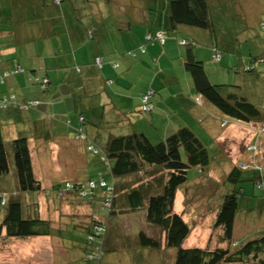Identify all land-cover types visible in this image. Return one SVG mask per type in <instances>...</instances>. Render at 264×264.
I'll list each match as a JSON object with an SVG mask.
<instances>
[{
    "label": "trees",
    "instance_id": "trees-1",
    "mask_svg": "<svg viewBox=\"0 0 264 264\" xmlns=\"http://www.w3.org/2000/svg\"><path fill=\"white\" fill-rule=\"evenodd\" d=\"M104 2L108 5L115 4V0H102V3ZM211 2L212 0H169L168 24L163 26L164 28L156 27V19L152 18L153 20H151L150 16H148L149 18L145 16L143 22L132 16L133 19H127L124 28L119 27L116 22L114 25H109L107 22L99 25L93 19H89L87 23L83 22L87 28L86 39L78 42L76 48L68 39L57 32H53L50 38L56 50H63L61 55H65L66 60L68 58L69 67H76L78 72L81 69L79 64L75 63L76 57L83 58L85 56L78 52V49L84 44L86 46L90 43L93 45L92 47L95 48L93 52L94 62L99 65L101 74L100 91L102 94L111 91L110 86H114L115 89L113 90L119 94L122 86L120 81L115 78V71H119L123 67L120 59L113 58L110 60L107 56L109 53L106 52L107 54L103 55L101 51V55L96 49V45L103 43V39L112 40L114 38L110 35L111 30H118L116 39H120L122 42L129 40L130 43L132 41L136 45L128 53L133 57L146 53L149 47L156 45V43L160 47L166 48L169 39L177 40V47L180 52L176 55L168 54L165 57V64L162 63L164 66L155 68L156 71H163L162 79L164 80H160L161 77L158 79L163 87H166L165 95H162V98L165 102L168 100L171 102L172 99L177 100V104L181 106L187 101H196L199 104L196 113L199 115L203 113V117L192 119L190 116L188 118L186 113L182 114L185 111L180 109L176 118L181 114L182 119L175 126L172 122H167L168 119L169 122L171 119L168 115H172L174 110L169 103L162 108L165 114H169L166 119H162L161 123L158 124L159 121L157 120L156 124L146 125L144 129L134 128L129 124V132L110 133L105 146L101 145L103 149L101 161L106 170L109 171L110 178H105L100 172L98 181L96 179L90 180L92 182L97 181L95 184L100 189V201L111 200L110 213L118 212L117 207L120 204L132 212H137V215L141 214L138 212L146 214L147 221L151 225L149 232H153L148 233L144 229L140 231L139 250L141 252L139 251V255L141 254V257L143 250L147 249L151 252L156 251L163 257L171 251L168 256L173 261L172 264H264V234L249 239L235 235V224L241 205L240 198L244 195V187L240 183L253 180L254 184L263 186L264 175L262 173L264 174V169L255 164H251L248 168L244 163H231L224 148L220 152L217 146L211 144L207 146L195 130L198 125L205 129L208 127L203 119L206 121V115L210 113L211 107L218 111L217 117L220 119L221 128L228 129L232 125L239 127L245 125L247 128H255L252 122L264 121V83H262L261 78H256V76H262L264 71V17L261 20L255 19L261 33L249 31L250 26H252L251 20L248 21L249 19L242 7L236 12L235 19H228L229 15L225 10H220V8L219 11L216 10L217 7L222 6L214 5ZM223 2L226 4L223 6L231 3L230 0H223ZM258 10L261 11L254 8L249 18L264 16V12L262 11V15ZM85 16L83 17L86 19L89 13H86ZM102 26L105 28L103 29ZM222 31H225V35L235 34L236 42H233L232 46H229L228 43L223 46L219 42ZM243 34L249 35V40H247L249 42L248 54L242 53V51L245 52V42L241 41L239 37ZM255 43L260 49L253 48V46L256 47ZM227 48L231 50L233 57H235L233 60L236 63L229 64L230 59L226 61L224 67L226 69L228 67L229 72L231 70L236 71V76H239V72H243L246 75L243 81L237 80L236 83L229 82L226 84L214 82L208 73L210 63L224 65L223 59L229 57L227 54L225 56L224 53V49L227 50ZM209 59L210 61L207 63ZM0 63L5 64L7 62L0 61ZM8 68L0 70V85L5 84L7 78L25 71H27L30 81L40 86L44 91H48L52 83L57 84L64 78L63 76L58 80L57 74H55L53 82V78L51 79L49 76H40L39 69L25 68L22 65ZM103 69L109 74L106 75L107 72L105 74ZM125 70L127 69L118 72L120 80L129 78ZM252 80L259 82L253 84ZM149 90H154V96L156 95V90L149 85L143 92L138 105L136 103L130 105L127 100L121 98L122 101L118 103L120 108L117 107V115L122 116L123 113H126L125 111H129L128 109H131L129 112L138 109L140 113L148 115V118H152L154 113L155 115L156 113L161 114L160 111H156V103L160 102H156L154 97L148 99L147 102L144 101ZM177 92L182 95L179 97ZM121 99H116V102ZM203 103H208L211 106H205ZM31 104H33L32 101L19 100L17 93L10 91L1 93L0 91V111L27 109ZM172 104L175 105L176 101H173ZM80 118L81 125H84L89 119L84 114ZM118 125L120 126V123ZM260 126L264 128V124ZM160 130L161 132H159ZM3 131V125L0 124V178L10 171ZM79 131L83 133V130ZM236 134L238 135V133ZM11 143L18 182L15 181V185H13L14 182L5 185L0 182V236L10 240L11 238L48 235L51 231V223L40 217L39 204L35 196H39L41 191H47L50 195L52 189L51 187L50 190L44 189L42 182L36 179L32 168L28 139L18 137ZM87 148L99 152V147L94 142L87 145ZM212 151L213 154H211ZM192 168L199 169L202 174L206 171L209 174L208 178H203V181H206L204 182L206 186L200 189L203 190V193L208 194L207 201L219 192L221 186L228 185L224 192L221 191L224 193L222 194V201H218L215 205L217 212H215L216 219L213 222V228L222 229V235L219 238L221 244L215 248H185L184 246L191 234L192 227L180 213L176 212L175 199L178 190L190 181L188 173ZM213 168L221 169L218 180L210 176L212 170L214 171ZM250 171L254 172L255 176L250 177V179L245 178L244 174ZM129 179L132 181H128ZM66 182L55 185L53 190L60 194V190H63ZM103 182L105 185L100 187ZM72 184L76 187L80 186V188L83 186L77 182ZM127 184H129V190ZM3 187L11 193L6 192ZM259 189L261 188L259 187ZM76 195V197L86 199L91 194L87 192L83 196L81 192L77 191ZM93 196L97 200L95 193ZM94 223L95 226L98 225L97 221ZM106 227L107 229L103 230L102 235L98 236L99 240H94V244L84 241L86 248H92L91 253L95 252L92 254L93 258H87L88 261L91 260L89 262L91 264L100 263L106 257V251L110 250L108 226L106 225ZM120 235L118 233L117 236L119 237H116V243L119 245L121 244ZM123 251L124 249L119 250V255H123ZM85 253L86 255L89 254L88 256L91 255L89 252L85 251ZM85 261L87 263V260Z\"/></svg>",
    "mask_w": 264,
    "mask_h": 264
},
{
    "label": "crops",
    "instance_id": "crops-1",
    "mask_svg": "<svg viewBox=\"0 0 264 264\" xmlns=\"http://www.w3.org/2000/svg\"><path fill=\"white\" fill-rule=\"evenodd\" d=\"M133 1L129 2L124 0L123 7L118 0H115V3H118L119 5L117 8V5H108L105 2L102 3V0H0V61L7 62L5 64L0 63V70H6L9 69L8 67L22 65L25 68L39 69L40 76H49L51 79L53 78V82L55 74H57L58 80L60 77L64 76L61 80L62 82L60 81L57 84L52 83L48 91H44L40 86L33 84L29 79L27 71L20 72L7 78L8 80H6V83L0 85L1 93L7 91L14 92L17 93L19 100L25 102L32 101L33 103L27 109L0 111V124L3 125L4 140L7 145L6 149L10 163L9 173L0 178L1 184L5 185L6 183L14 182L13 185H15V181L18 182L16 175L17 170L13 159L14 152L11 145V142L18 137L28 139L34 174L36 179L42 182L43 188L47 190L50 187L52 189L55 185L61 184L64 181H70L69 178L65 176V169H67L68 165H61L60 170H58L60 165H55L57 159L54 161L53 155L59 157L67 156V154H70L69 151H73L74 155H77L80 151L81 155L79 154V156H84V161H81L82 163H86L87 165L92 163L95 165L100 162L99 158L92 156L87 157L90 152L87 145L94 142L100 146H105V142L110 133L120 134L122 132L130 131V127L128 126L130 122H118V124L120 123L119 129H116V126H110L115 123V119L121 116H118L117 114L115 116H110V112L118 111L117 106L111 100V96L113 98L114 96L113 94L109 95L108 92L102 94L100 91L101 74L99 71V65L94 62L93 52L95 51V48L92 47L93 45H91V43L87 44V46L84 44L78 49V52L85 55L83 58L76 57L75 63L79 64L78 66L81 69L80 72H78L76 67H69L68 58L66 60L65 55H61V53L63 54V50H56V48L53 47L50 36L53 32H57L68 39V41L73 44L74 48H76L78 42H82L86 39L87 28H85L83 22L87 23L89 19H93L101 25L102 23H105L103 19L110 21L111 15L115 17V22L118 23L121 28L125 27L127 19H133L132 16L141 20L140 22H143L145 16H150L151 20L156 19L155 26L158 28L165 27L168 24L167 15L169 12V0ZM230 2L231 3H228L227 6H223L226 5L223 0H212L211 3L217 6H222L217 7L216 10L219 11V8L220 10H225L229 15L228 19H235L236 12H238L241 7L246 12V16L249 19L248 21L252 20L249 16L254 8L260 9L261 11L258 10V12L263 15L264 0H230ZM34 9L38 10L40 13ZM86 13H89V16L85 19ZM263 17L264 16H259L258 18L261 20ZM102 27L103 29L105 28L104 26ZM225 31H222V36L219 38V42L223 46H225V43H228V39H230L232 43L236 42L235 34L231 33L225 35ZM103 36L109 37L108 35ZM239 39L243 42L247 41L249 40V35L243 34ZM107 40L109 44V53H115L117 50L119 51L118 56L108 57L110 60H113V58L120 59L119 61H122L121 63L123 64V67L126 66L127 70L132 67L137 69V63L140 60L146 67L149 62H152L153 65L154 63L158 65L157 68H162L165 64V57H167L168 54L176 55L180 52V49L177 47V40L173 38L169 39L166 48H162L156 43V45H151L146 53L139 54L137 57L128 54L129 50L136 47V45L130 43L129 40H126V42H122L120 39H115L114 41H111L110 39ZM96 46L97 51L100 54L102 51L103 55H105V45L100 43ZM253 48L260 49L258 45H256V47L253 46ZM230 52V49H224L225 56L228 55L229 57L223 59V66L214 63L218 65V67L216 68L215 65L216 69H213L210 68L211 64H209L208 73L211 79L212 75H216L217 72H220L221 70L226 71L224 66L227 63V60L231 59L229 64L236 63L233 60L235 57H233L232 52ZM209 61L210 59L207 63ZM103 71H105L106 74L107 71L105 69H103ZM211 71L217 72L212 74ZM137 72L140 73L141 77L139 76V79L135 80L136 83L132 81L129 75H127V77H129V82H126L125 84L120 82V84H122L120 87L121 90L119 94L117 92L118 96L116 95L115 99L124 98L128 101V104L131 105L136 103L138 105L143 92L149 85L156 90L158 95H165L164 91L166 87H163L160 82L163 77V71H155L153 75L148 74L145 78H143L144 76L140 69H137ZM150 72L151 71L149 70V73ZM108 74L109 72H107L106 75ZM238 75L239 76L237 77H239L240 81H243L246 77L243 73H239ZM159 78L160 80L158 81ZM252 81L253 84H258L259 82L257 80ZM130 83L131 85H129ZM177 94L179 97L182 95L179 92H177ZM167 104H169V100L164 105ZM197 105L199 104L196 101H187L184 105L182 103V106L190 111L194 119L203 117V113L200 115L196 113L198 109ZM204 105L206 106V104ZM157 106L161 108L160 103H156V107ZM210 106L211 105H209V107ZM211 109L214 108H210V110L208 109L210 113L218 116V111L216 109ZM125 112L128 113L129 111ZM184 113L187 112H183V114ZM82 114L89 118L84 125H81L82 121L80 117ZM168 114L169 113L163 117L164 115H160V113H156V115L154 113L152 114V118H148V115L144 116L145 118L139 116L137 121L139 125L137 128L144 129L146 125L152 123L156 124L157 120L159 121V124L162 119L167 118ZM108 115L109 117H107ZM180 115L176 120L171 118L170 122L169 119L167 122H172L177 126L182 119V116ZM168 116L171 117L172 115L169 114ZM187 117L189 118L188 115ZM252 123L255 128L259 129V134L264 130V128H261L260 126L264 124V121ZM206 124L208 125L206 128L207 130L208 128H211L212 125H215L213 124V121H209L208 118H206ZM133 127L135 128L136 126ZM243 127L246 126L243 125ZM121 128H123L122 131L120 130ZM79 130H83V133ZM100 130H103L104 134L100 135ZM159 132H161V130ZM239 136L243 137L242 132ZM257 136L256 133L252 140ZM260 138L264 139V136ZM248 142L251 141L249 140ZM79 156L76 157V160ZM9 174L14 177L12 181ZM128 181L132 180L129 179ZM204 182L206 181H203V179L190 180L178 190L175 199L176 212H180L179 207H181L180 205L182 204V201L190 202V200H192L197 194L195 191L206 186ZM127 188L129 190V184H127ZM5 191L11 193V191H8L6 188ZM47 194V191H41L39 196L36 197V200L39 204L40 217L51 223L50 234L25 237V240L28 239L27 244L31 245L21 249L22 251L19 252L16 249H12L11 257L14 264H35L37 262H41V264H71L73 261H80V258H83L80 254H77V256L72 255V252L74 251L73 249L76 248L74 241L77 242V240H74V237L77 238L75 233L78 230L76 228L78 227V224L74 223L72 228L70 227V229H68V221H70L68 216L61 221V215L59 214V221L55 224L51 221L53 216L44 214L43 212L46 205H54L58 209V206L61 204L64 197L61 198L59 193ZM72 199L73 198H71V200ZM117 208L119 216H122V220L124 221V226L119 222L108 227V243L110 250L116 252L128 249V255H122L123 257L130 256V261H127V264H148L149 257L151 259L154 256L161 257L162 255L160 253L156 252L157 254H155L154 251L151 252L147 249L143 250L142 257L141 254L139 255L140 231L144 229L148 233H151L149 232L151 225L147 221L146 214L144 212H138L141 214L137 215V212H132L128 210L127 207L120 204ZM46 209L48 208H45V210ZM135 221L137 222L136 226L134 225ZM118 233L121 234L119 238L121 240L120 245L116 243V237H119L117 236ZM67 234H71L73 237L71 240L73 241L68 240V243L64 242V236ZM54 238L60 245V254H56L58 253L56 252V247L52 245V240ZM83 240L84 239H82V243L84 242ZM71 242H73V244ZM15 243H13V245ZM119 254L120 252L118 253V256ZM43 255L45 256V260L43 261H46L47 256L50 257L48 263H45L42 260H36L37 256H40V259ZM52 257H54L53 262L51 261ZM107 257L108 256L98 264H110L106 259ZM116 258L117 255L111 258V264L116 261ZM26 259H29L30 261H26ZM159 262L160 261L156 260L155 264H159Z\"/></svg>",
    "mask_w": 264,
    "mask_h": 264
},
{
    "label": "rangeland",
    "instance_id": "rangeland-1",
    "mask_svg": "<svg viewBox=\"0 0 264 264\" xmlns=\"http://www.w3.org/2000/svg\"><path fill=\"white\" fill-rule=\"evenodd\" d=\"M118 1L121 3L120 5L123 6L124 0H118ZM114 5H117V8L119 7L118 3H115ZM256 18L258 17L257 16L252 17V20H251L252 26H250L249 31H258L259 33H261V30L259 29L257 22L255 20ZM103 20L107 22V24L109 25H114V22L116 19L113 15H111L110 21H107L106 19H103ZM117 32L118 30H111L110 35H113L116 39L118 37ZM115 39L113 38L111 41H114ZM105 41H108V40L103 39L102 44L105 45V52L109 53V44L108 42L106 43ZM244 42H245V46H244L245 52L243 51V53L248 54L249 42L248 41H244ZM131 43L133 42L131 41ZM228 43H229L228 44L229 46H232L231 45L232 42L230 39H228ZM118 54H119V51L117 50L115 53L111 52L107 54V56L114 57V56H118ZM176 61L178 62V59H176ZM121 62L122 61H120V63ZM210 64H211L210 68H213V69H216L219 65L218 63H217L218 65H216L213 62ZM215 65H216V68H215ZM157 67L158 65L156 63H154L153 65L152 62H149L147 67L141 63V60L137 63V69H140L142 71V74L144 76L143 78H145V76H147L148 74L153 75L156 71L155 68L157 69ZM124 69H126V66L121 67L119 71H115L116 76L114 75L116 80L120 81L123 84H125L126 82H129V78H122L120 80V76L118 75V72L120 73ZM137 69L135 67H132L131 69L125 70V72H127V74L130 76V78L132 79L134 83H136L135 82L136 79H139V76L141 77L140 73L137 72ZM227 69L226 71L221 70L220 72L211 71L212 74L217 72L216 75H212V79L214 80V82L216 81L224 82L223 84H226L229 82L236 83L237 80H239V77H237L235 74L236 71L231 70V72H229ZM149 70L151 71L150 73H149ZM263 70H264V67H263ZM239 73H243V72H239ZM256 78H261L262 83H264V80H263L264 71H263L262 76L260 77L256 76ZM131 83L129 85H131ZM110 89L112 92L109 91L108 94L109 95L113 94L114 98L111 96V100L118 107L117 104L120 103L122 99L119 102H116L115 96L116 95L118 96V94L113 90L115 89V87L110 86ZM154 93H155L154 90H149L145 97H147V99H151L154 97L153 99H155L156 102H160L161 108L157 106L158 108L156 111L158 112L160 111L161 112L160 115H164L163 117H165L166 114L165 112L162 111V108L166 102L164 101V98H162V95H158L157 93L154 96ZM173 101H176L175 105L172 104ZM169 103H171V106H173L174 108V110L172 109L173 110L172 116H174L173 117L174 120H176V115L180 109H184V111L187 112L186 114L189 117L191 116V118L193 119V116L190 113V111L187 108L182 107L181 105L177 104L178 103L177 100L172 99V101ZM204 104L208 105L207 103H204ZM128 110L131 111V109H128ZM211 110H214V109H211ZM116 114H117L116 111L110 112V116H115ZM139 116L144 117L146 116V114L140 113L138 109L131 113L130 112L125 113L121 117L115 119L114 121L115 123H113L110 126H114V127L116 126V129H119V125L116 123L120 121H124V122H130L131 125L137 127L138 126L137 121L139 119ZM107 117H109V115ZM207 117L209 121H213V124L215 125H212L211 128H208V130H206L201 125H198V127L195 128L196 132L202 137L203 141L205 142V144H207V146L209 144L213 146H217L220 152L224 148L226 152L225 154L228 155V157L231 160L230 162L233 164L244 163L246 166H248V168L251 164H255V165L261 166V169L262 168L264 169V139L260 138L264 136V130H262L261 133L259 134L258 128H247V126L246 127L231 126L228 129L222 126L224 128H221L220 119L216 115L209 113L208 115H206V118ZM203 121L206 122L205 119H203ZM122 129L123 128H121L120 130L122 131ZM233 131L234 133H232ZM208 132L211 134H209ZM241 132H242L243 137L239 136ZM213 133H214V136L216 137V140H215V137L213 136ZM236 133H238V135ZM256 133L258 136L252 140V138L254 137ZM101 134H104L103 130H100V135ZM249 140L251 142H248ZM97 146L99 147L98 150L100 153L95 150H92V151L90 150L89 155L87 156V157L92 156V157L99 158L100 162H98L95 165H93L92 163H89L88 165L86 163H82L81 161H84V156L82 157L79 156V154L81 155L80 151L77 155H74L73 151H69L70 153L69 155L67 154V156H62V157L53 155L54 161L57 159V161H55L56 164L54 162L53 163L57 166L60 165L58 170H60L61 165L63 166L68 165L67 169H65V173H66L65 176L68 177L69 180L71 181L68 183L77 182V184L84 185V191H83L84 193L80 191L79 189L75 188L78 192H81V195L83 194V196H85L86 195L85 193L87 192L91 193V195L85 199V198L76 197L77 191L75 189L69 190L68 192L70 194L68 195L67 193L63 195L64 193H62L60 190L59 196L62 195L60 197L61 198L64 197V198L61 204H59L58 209L54 205H51V206L46 205L43 210L44 214L53 216L51 221H53L55 224L59 221V218H58L60 217L59 214L61 215V221L66 219L67 216L70 218V221H68V226H67L68 229H70V227L72 228V225L74 223L78 224V227H76L78 230L75 233L77 238L74 237L75 238L74 240H77L78 243L74 241V245H76V248L73 249L74 251L72 252V255L77 256V254L78 255L80 254L81 256H83V258L81 257L80 261L79 260L73 261L71 264H91L89 263L91 262V260L88 261L87 258L88 257L93 258L92 254L95 252L91 253L93 249L86 248L84 242L82 243V239H84L83 241L86 240L89 244H94V240L96 239L99 240L98 236L102 235L103 230L105 228L107 229L106 225L110 227V225H114L115 223L121 222L123 223V226H124V221L122 220V216L121 217L119 216V212L110 213L109 207L104 206V203L107 204L106 200L100 201L101 196L99 195L100 193V189L98 188L99 186H97L96 188H93L92 191H91V187H89L90 182H92L89 179H93V180L96 179L98 181L100 172L104 175L105 178L107 179L110 178L109 171L106 170L104 163L101 161V155L103 154V149L99 144H97ZM211 154H213V151L211 152ZM77 156H79V158L76 160ZM213 169L214 171L212 170V173L210 176L218 180V178L221 175V169L220 168H213ZM188 175H189L188 177L190 180L208 178L209 176L207 171L204 174H202L201 171H199V169L197 168L190 169ZM262 175L264 174L262 173ZM252 176H255V173L251 171L246 172L244 174L245 178L250 179V177ZM9 177L11 178V181L14 178L11 174H9ZM97 181H93V182L97 183ZM240 184L244 187V195H242L240 198L241 205H240V212L238 214V218L236 219L235 235L243 239H249V238H253L254 236H260L264 234V185L259 186V184H254L253 180H249V181H246ZM262 184H264V178H263ZM101 186L102 185H100V187ZM259 187L261 189H259ZM225 188H228V185L221 186L219 189V192H217L216 195L211 200H208V201L206 199L208 197V194L203 193L202 192L203 190L197 191L196 196L193 197L192 200H190V202L182 201V204L180 205L181 207H179L180 209L179 213L183 216V218L187 222H189L190 226L192 227L189 239L185 241V244H184L185 248L187 247L215 248L218 244H221V241L219 240V238L222 235V229H217V230L214 229L213 222L216 219L215 212H217L215 205H217L218 201H222V198H223L222 194L224 193H222L221 191L224 192ZM52 193H57V192H55L52 188ZM93 193H95L97 200L93 196ZM35 197H38V195ZM71 198L73 199L71 200ZM45 208H48V209L45 210ZM93 220L94 222L97 221L98 225L103 227L100 231L96 230L97 226L94 225L95 223L93 222ZM136 224L137 222L135 221L134 225L136 226ZM150 232L152 233L153 231H150ZM64 238H65L64 239L65 243H68L69 242L68 240L73 241L71 240V238H73L71 234L65 235ZM27 240L28 239L25 240V238L24 239L11 238L9 240V239H3V236H0V264H14L13 263L14 261L11 257L12 249H16L18 252L22 251L21 249L31 245V244H27L28 243ZM13 243L15 244L13 245ZM71 243L73 244V242ZM52 245L56 247V252H58L56 254H60L59 252L60 245L57 243L55 238L52 240ZM81 248H83L84 250ZM85 251L91 253V255L90 256H88L89 254L86 255V253H84ZM170 252L171 251L166 253L167 255L165 254L164 257L154 256L152 257V259L149 257L148 264H155L156 260L160 261L159 264H172L173 261H171L168 256ZM118 253L119 251L115 252L114 250L106 251L105 255L108 256L106 258L107 261L111 264V258L115 255H117V258H116V261L112 264H124V263L127 264V261H130L129 260L130 256H124V257L122 255L118 256ZM154 253L157 254L156 251H154ZM122 254L128 255L127 250L125 249V251H123ZM96 255L98 254L96 253ZM39 257L40 256H37L36 260H42V261L45 260L44 255L40 259ZM53 260H54V257L51 258L52 262ZM85 260H87V263ZM26 261H30V260L26 259ZM49 261H50V257L47 256L46 261H43V262L48 263ZM35 264H41V262L39 263L37 262Z\"/></svg>",
    "mask_w": 264,
    "mask_h": 264
},
{
    "label": "built area",
    "instance_id": "built-area-1",
    "mask_svg": "<svg viewBox=\"0 0 264 264\" xmlns=\"http://www.w3.org/2000/svg\"><path fill=\"white\" fill-rule=\"evenodd\" d=\"M160 36H161V34H160ZM144 101H145V102L148 101L147 97H144ZM101 185L104 186L105 183L103 182ZM89 187H91V191H92V189H93V188H96L97 186H96L95 182H90ZM75 188L79 189V190L82 191V192L84 191V185L80 188V186L76 187V186H74L72 183H67L66 186L63 188V190H61V192H62V193H67L69 190H71V189H75ZM108 189H109V187H108ZM83 193H84V192H83ZM85 194H86V193H85ZM90 194H91V193H90ZM106 202H107V204L104 203V206H106V207L111 206V200H110V199H106ZM102 228H103L102 226L97 225L96 230L100 231Z\"/></svg>",
    "mask_w": 264,
    "mask_h": 264
},
{
    "label": "clouds",
    "instance_id": "clouds-1",
    "mask_svg": "<svg viewBox=\"0 0 264 264\" xmlns=\"http://www.w3.org/2000/svg\"><path fill=\"white\" fill-rule=\"evenodd\" d=\"M69 192H67V195H68ZM66 193H64L63 195H65Z\"/></svg>",
    "mask_w": 264,
    "mask_h": 264
}]
</instances>
